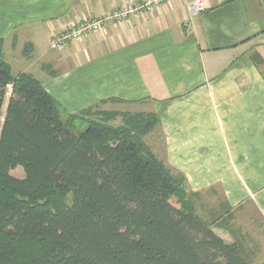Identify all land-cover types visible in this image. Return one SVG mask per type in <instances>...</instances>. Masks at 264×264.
Returning <instances> with one entry per match:
<instances>
[{
	"label": "crops",
	"instance_id": "1",
	"mask_svg": "<svg viewBox=\"0 0 264 264\" xmlns=\"http://www.w3.org/2000/svg\"><path fill=\"white\" fill-rule=\"evenodd\" d=\"M139 1L0 0L3 59L66 114H155L164 163L184 176L194 212L248 257L219 226L251 207L264 222V0H205L194 19L190 0H169L49 48L66 26Z\"/></svg>",
	"mask_w": 264,
	"mask_h": 264
},
{
	"label": "trees",
	"instance_id": "2",
	"mask_svg": "<svg viewBox=\"0 0 264 264\" xmlns=\"http://www.w3.org/2000/svg\"><path fill=\"white\" fill-rule=\"evenodd\" d=\"M2 46L0 264H251L144 143L155 114L87 109L76 134L40 81L11 76Z\"/></svg>",
	"mask_w": 264,
	"mask_h": 264
},
{
	"label": "rangeland",
	"instance_id": "3",
	"mask_svg": "<svg viewBox=\"0 0 264 264\" xmlns=\"http://www.w3.org/2000/svg\"><path fill=\"white\" fill-rule=\"evenodd\" d=\"M9 90L10 89H8L4 106L2 108L3 114L5 112L7 100L9 98ZM78 115H80V118H76L72 121L67 118L68 115L63 114L64 121H66L67 125H70L73 128V131L76 134L84 130L86 126L85 119L89 118L88 114L82 116V113H79ZM116 125L117 124L115 123L113 126ZM143 141L148 147V149H150L151 153L154 156H156L160 161H163L164 163L165 162V160L163 159L164 150L161 144V138L158 128L155 127L149 133L144 135ZM11 175L16 178L24 177V173L21 168H17L14 171H12ZM172 202L176 204V201L174 199L172 200ZM202 209L203 211L207 210L206 207L205 208L203 207ZM203 211L201 210L200 212L201 215L204 218H207L206 214ZM230 218H233L234 221L227 220L224 223H220L219 227L224 228V226H227L228 229H231L233 231L231 232L232 234H237L241 238L243 244L248 248L247 258L248 260L250 259L251 264H264V222L260 219L254 208L251 207L248 213H237L235 215H232ZM219 229L220 228H218V231ZM220 230L226 232L224 229H220ZM221 231L219 232L221 233ZM226 235H229V233L227 234L226 232Z\"/></svg>",
	"mask_w": 264,
	"mask_h": 264
},
{
	"label": "built area",
	"instance_id": "4",
	"mask_svg": "<svg viewBox=\"0 0 264 264\" xmlns=\"http://www.w3.org/2000/svg\"><path fill=\"white\" fill-rule=\"evenodd\" d=\"M169 0H141L130 6L115 9L96 19H82L73 26H66L61 32L52 35L48 46L52 50H60L69 43L81 41L91 34L101 33L108 24L125 22L130 15L151 12ZM238 1V0H231ZM205 9V0H190L187 11L190 19L199 16Z\"/></svg>",
	"mask_w": 264,
	"mask_h": 264
}]
</instances>
